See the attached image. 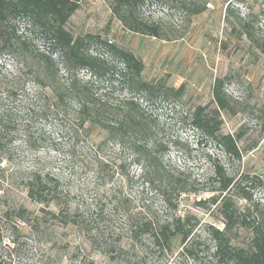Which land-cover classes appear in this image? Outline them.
I'll return each instance as SVG.
<instances>
[{"label":"trees","instance_id":"obj_1","mask_svg":"<svg viewBox=\"0 0 264 264\" xmlns=\"http://www.w3.org/2000/svg\"><path fill=\"white\" fill-rule=\"evenodd\" d=\"M82 1L0 0V55H9L13 63L9 75L1 78L0 74V264H17L30 242L68 250L70 240L60 245L61 229L93 228L92 215L63 176L40 163L28 167L18 162L20 147L40 149L49 127L69 136L70 155L86 157L96 177L113 171L106 183L121 173L112 170L118 167L109 149L130 150L134 161L141 163L145 183L159 198L158 206H148L145 215H138L120 190L111 194L112 210L123 214L126 228L135 235H147L160 247H169L173 238L181 236L183 251L197 260L195 242L187 244L194 228H206L214 241L210 264H264V204L253 197L261 182L248 174L242 177L246 181H238L214 159L206 177L209 195L194 203L209 210L222 227L211 221L202 224L196 214L181 212L184 198L205 188H195L188 177L174 175L161 164L157 126L147 107L183 101L185 86L175 89L165 79H146L144 62L132 50L99 33L76 35L68 29ZM234 1L243 0L227 1L224 19L229 35L236 34L242 43L239 48L256 60L264 56V34L255 28L264 19V0L258 12L249 4L244 15L235 14ZM144 2L111 0L112 16L135 33L161 38L159 24L137 15ZM181 9L198 15L208 9V0L202 5L182 3ZM21 25L30 35L19 33ZM95 45L106 52H91ZM223 48H228L226 40ZM228 82L227 77L215 79L214 106L198 105L192 124L240 159L241 136L222 131V113L230 108ZM243 232L247 239L238 246L234 241ZM105 251L116 249L111 246Z\"/></svg>","mask_w":264,"mask_h":264},{"label":"rangeland","instance_id":"obj_2","mask_svg":"<svg viewBox=\"0 0 264 264\" xmlns=\"http://www.w3.org/2000/svg\"><path fill=\"white\" fill-rule=\"evenodd\" d=\"M204 1L145 0L137 15L145 22L159 24L161 38L125 28L112 16L111 0H83L67 28L76 35L99 33L132 50L144 62L146 79H165L175 89L184 84L183 101L147 107L157 126L156 151L161 164L170 173H182L194 182L195 188H205L197 195L193 192L185 197L181 212L196 214L202 224L211 221L222 227L209 210L194 203L195 199L209 195L206 177L212 172L210 161H219L228 172L236 175L238 181H246L242 177L248 174L250 179L261 182L253 197L264 204V56L254 60L244 48H239L242 43L236 34L229 35L224 19L228 0H208V9L198 15H190L181 9L182 3L193 6L202 5ZM233 3L235 14L244 15L249 11V4H254V11L258 12L261 0ZM255 28L264 34V19H259ZM19 33L30 35L23 25ZM225 40L226 49L223 48ZM91 52L106 51L95 45ZM12 69L10 56L0 55L1 78L9 75ZM218 77L230 80L227 83L230 108L222 113V131L241 136L240 159L227 154L192 124L193 112L198 105L214 106L212 86ZM49 128L40 149L20 147L18 162L28 167L40 163L63 176L76 190L77 201L92 215L93 228L61 229L60 245L70 240L68 250L30 242L26 255L17 264H88L90 260L93 264H210L214 241L206 228H194L190 235L187 245L195 242V254L199 256L195 260L183 251L185 246L181 236L173 238L169 247L156 246L147 235L132 233L131 228H126L123 214L112 210L111 194L115 190H120L122 198L127 199L128 206L138 215H145L148 206L156 208L159 204L158 196L145 183L141 163L134 161L130 150H121L117 146L107 151L115 155L118 168L112 170L121 173H116L106 183L104 179H108L113 171L107 170L102 178L96 177L86 157L81 153L70 155L69 136ZM29 206L35 207L34 204ZM247 235L240 233L234 243L243 245ZM111 246L116 249L114 253L105 251Z\"/></svg>","mask_w":264,"mask_h":264}]
</instances>
